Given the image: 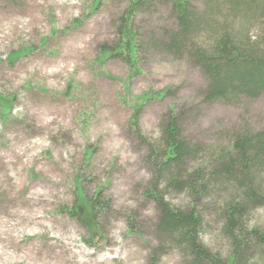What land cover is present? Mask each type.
<instances>
[{"label": "rangeland", "instance_id": "1", "mask_svg": "<svg viewBox=\"0 0 264 264\" xmlns=\"http://www.w3.org/2000/svg\"><path fill=\"white\" fill-rule=\"evenodd\" d=\"M193 1L203 7L204 0ZM128 5L0 0V264H191L157 230L149 144L130 124L142 96L166 92L145 103L140 119L143 136L159 147L170 114L189 141L203 146L204 159L236 132L264 131V93L205 101L203 72L186 54L152 43L166 42V31L177 27L169 5L139 11L132 21L143 44L137 71L102 54L103 45L119 43ZM257 185L264 192V174ZM159 190L172 205H192L186 191L165 183ZM98 193L104 207L96 214L89 201ZM212 201L197 205L204 217L199 238L227 259L232 241ZM64 207L80 209V216ZM249 226L264 232V204L253 209ZM258 243L247 264H264Z\"/></svg>", "mask_w": 264, "mask_h": 264}, {"label": "trees", "instance_id": "2", "mask_svg": "<svg viewBox=\"0 0 264 264\" xmlns=\"http://www.w3.org/2000/svg\"><path fill=\"white\" fill-rule=\"evenodd\" d=\"M128 3L121 19L119 43L114 48L103 45L102 54L120 57L132 71H137L143 44L132 31V21L139 11L166 4L171 7L177 27L166 31V42L154 38L152 43L174 54H186L203 72L207 78L205 101L235 103L257 99L264 93V0H204L202 8L193 0ZM165 94L142 96L143 102L134 106L130 118L132 129L150 148L148 160L155 178L149 195L157 201L161 214L157 230L162 238L181 247L191 257V264H247L253 242L264 244V232L249 226L253 209L264 204V192L257 185L264 174V131L236 132L228 146L204 159L203 146L189 141L178 118L170 114L159 147L143 136L140 119L145 103ZM195 161L200 163L190 167ZM162 183L168 189L186 191L192 205L182 208L169 203L159 190ZM101 195L89 201L96 214L104 207ZM207 198L213 199L212 210L232 241L233 251L227 259L205 247L199 238L204 217L197 205ZM64 211L72 217L81 213L74 207H64Z\"/></svg>", "mask_w": 264, "mask_h": 264}]
</instances>
